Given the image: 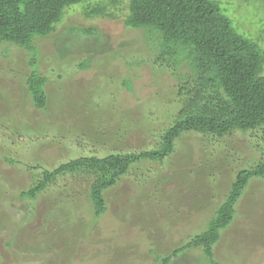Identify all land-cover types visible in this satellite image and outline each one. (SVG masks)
<instances>
[{
    "label": "rangeland",
    "instance_id": "1",
    "mask_svg": "<svg viewBox=\"0 0 264 264\" xmlns=\"http://www.w3.org/2000/svg\"><path fill=\"white\" fill-rule=\"evenodd\" d=\"M129 1L74 5L55 33L33 41L36 50L0 42V264H161L207 230L240 170L264 162V127L189 131L162 161L132 164L105 191L98 217L84 174L67 172L36 200L21 198L43 170L75 158L159 148L179 117L190 68L174 65L154 28L126 26ZM223 1L264 48V0ZM96 4L116 17H87L83 8ZM34 70L45 77L42 109L29 88ZM214 261L264 264V177L250 180L212 258L188 247L170 264Z\"/></svg>",
    "mask_w": 264,
    "mask_h": 264
},
{
    "label": "trees",
    "instance_id": "2",
    "mask_svg": "<svg viewBox=\"0 0 264 264\" xmlns=\"http://www.w3.org/2000/svg\"><path fill=\"white\" fill-rule=\"evenodd\" d=\"M88 1L0 0V42L36 50L34 40L55 33L74 5ZM83 11L87 17H116L103 4L87 5ZM228 11L223 0H130L126 26L154 28L174 65L190 68L178 88L182 101L179 117L165 130L159 148L75 158L52 172L43 170L42 177L20 192L21 198L36 200L67 172L84 174L90 181L89 199L98 217L107 211L105 191L117 185L132 164L145 159L162 161L173 154L182 133L199 131L223 137L234 130L264 127V48ZM83 29L94 31L93 27ZM260 30V35L264 34V28ZM36 62L37 57L32 64ZM81 67L88 68L89 62ZM29 80L36 107H46L45 77L34 70ZM125 83L131 85L128 80ZM260 177H264V162L255 169L240 170L207 230L163 258L161 264H170L173 256L188 247L203 246L212 258L213 244L234 220L236 205L250 180Z\"/></svg>",
    "mask_w": 264,
    "mask_h": 264
}]
</instances>
